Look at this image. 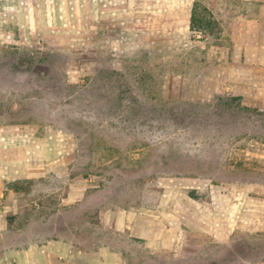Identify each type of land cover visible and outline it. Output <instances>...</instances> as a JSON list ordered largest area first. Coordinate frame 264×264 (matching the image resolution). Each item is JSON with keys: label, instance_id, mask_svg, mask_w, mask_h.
Returning <instances> with one entry per match:
<instances>
[{"label": "rangeland", "instance_id": "374dc122", "mask_svg": "<svg viewBox=\"0 0 264 264\" xmlns=\"http://www.w3.org/2000/svg\"><path fill=\"white\" fill-rule=\"evenodd\" d=\"M196 5L199 15L216 23L165 31V17L153 8L152 17L139 11L135 31L88 33L87 47L80 29L62 34L68 46L52 48L46 41L42 50L43 38L29 44L34 38L19 36L10 25L0 47V136L8 138L3 146L10 156L0 165L9 172L0 187V264H65L46 250L52 240L68 242L72 260L79 257L77 248L84 249L85 264L116 263L108 249L122 251L129 263L264 261V232H236L232 255L223 245H209L166 259L157 252L147 256L144 242L102 222L107 209H158L172 190L204 202L227 189L234 200L241 194L264 200L258 74L245 79L244 95L227 88L236 69L227 62L233 53L223 8H239L240 2ZM57 126L75 138L68 146L69 178L85 192L83 200L67 205V191L60 188L69 187L68 177L17 175L20 154L34 148L29 137L50 135Z\"/></svg>", "mask_w": 264, "mask_h": 264}, {"label": "crops", "instance_id": "0c3cea01", "mask_svg": "<svg viewBox=\"0 0 264 264\" xmlns=\"http://www.w3.org/2000/svg\"><path fill=\"white\" fill-rule=\"evenodd\" d=\"M151 1L154 0H0V47L7 42L11 33L10 25L19 31V36L34 38L32 42L28 41L29 44H35L38 37L43 38L45 43L40 47L42 50L47 44L52 48L68 46L62 34L80 29L87 33L82 41L83 47H87L90 38L88 33L97 32L100 35L104 32L135 31L139 14L149 12L152 17L153 8L158 10V15L165 17V31L190 28L196 0H158L154 5ZM239 2V8H223V15L230 17L224 28L225 39L231 42L233 53L227 62L235 66L232 69H236V72L229 73L227 88L232 94L244 95L245 79L257 72L258 96L264 102V0ZM180 16L183 18L181 21L177 19ZM252 65L257 67L252 68ZM29 140L34 143V148L27 146L20 154L18 177L39 179L49 174L68 177L69 187L60 188L67 191L63 204L83 200L84 188H80L75 179L69 178L72 152H69L68 146L75 140L73 135L57 126L50 135L34 134ZM6 142L8 138L3 134L0 136V165L10 157L9 151L3 146ZM43 144H49L48 150H41ZM4 165L0 169V187L2 179L9 175ZM233 198L234 193L229 189L220 199L216 195L209 202L192 197L183 190L178 193L172 190L167 198L157 204L158 209H107L103 211L102 222L125 234L130 240L144 242L147 256L152 257L157 252L166 259L173 256L185 258L192 254V247L202 250L209 245H223L232 255L236 232H264V200L251 202L245 194L237 196L235 200ZM70 247L63 240H52L46 250L57 261H66L65 264H85L84 260L88 256L84 249L77 248L80 261L77 257L72 262L68 252ZM38 248L41 246L36 247V250ZM107 252L109 257L114 258L116 263L113 264H148L147 261L129 263L122 251L108 249ZM21 255L26 256L27 251L24 250ZM160 261V264H168L164 263V259ZM103 264L109 263L104 260ZM259 264H264V261Z\"/></svg>", "mask_w": 264, "mask_h": 264}, {"label": "trees", "instance_id": "16d2710c", "mask_svg": "<svg viewBox=\"0 0 264 264\" xmlns=\"http://www.w3.org/2000/svg\"><path fill=\"white\" fill-rule=\"evenodd\" d=\"M211 16V15H210ZM216 21H213L210 17L206 18L203 15H199L197 12V5L195 2V6L193 8L192 16H191V24L190 29L192 31H197L201 27H209L215 24Z\"/></svg>", "mask_w": 264, "mask_h": 264}]
</instances>
